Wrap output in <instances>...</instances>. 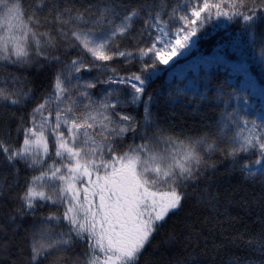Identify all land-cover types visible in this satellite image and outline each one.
Masks as SVG:
<instances>
[{"label":"snow or ice","instance_id":"obj_1","mask_svg":"<svg viewBox=\"0 0 264 264\" xmlns=\"http://www.w3.org/2000/svg\"><path fill=\"white\" fill-rule=\"evenodd\" d=\"M0 264H264V0H0Z\"/></svg>","mask_w":264,"mask_h":264},{"label":"trees","instance_id":"obj_2","mask_svg":"<svg viewBox=\"0 0 264 264\" xmlns=\"http://www.w3.org/2000/svg\"><path fill=\"white\" fill-rule=\"evenodd\" d=\"M218 35H219V32H217L216 34L209 35L207 38L201 39L198 42L199 47L204 54H208V52L211 51L212 46H213V44L216 40V37ZM161 67L163 68V66H161ZM252 71H253V74H256L257 70L255 68H253ZM167 74H168V72H164V73L158 75L157 78L153 82V86H156V85L160 84L161 81L167 79Z\"/></svg>","mask_w":264,"mask_h":264},{"label":"rangeland","instance_id":"obj_3","mask_svg":"<svg viewBox=\"0 0 264 264\" xmlns=\"http://www.w3.org/2000/svg\"><path fill=\"white\" fill-rule=\"evenodd\" d=\"M162 66H163V65H162ZM163 67H166V66H163ZM160 74H162V73H160ZM160 74H158V75H160ZM169 75H170V73L167 74V78L169 77Z\"/></svg>","mask_w":264,"mask_h":264}]
</instances>
